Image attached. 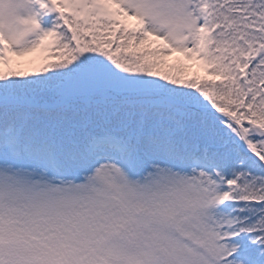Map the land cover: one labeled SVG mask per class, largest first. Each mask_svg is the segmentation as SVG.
<instances>
[{"label":"snow or ice","instance_id":"6c2138e0","mask_svg":"<svg viewBox=\"0 0 264 264\" xmlns=\"http://www.w3.org/2000/svg\"><path fill=\"white\" fill-rule=\"evenodd\" d=\"M0 264H264V0H0Z\"/></svg>","mask_w":264,"mask_h":264},{"label":"trees","instance_id":"16d2710c","mask_svg":"<svg viewBox=\"0 0 264 264\" xmlns=\"http://www.w3.org/2000/svg\"><path fill=\"white\" fill-rule=\"evenodd\" d=\"M174 58H175V55H173V57L170 58V59H174ZM189 63L192 64L191 71H193V72H195V71H200L201 74H203V70H201V69L195 64V62H189Z\"/></svg>","mask_w":264,"mask_h":264},{"label":"rangeland","instance_id":"374dc122","mask_svg":"<svg viewBox=\"0 0 264 264\" xmlns=\"http://www.w3.org/2000/svg\"><path fill=\"white\" fill-rule=\"evenodd\" d=\"M202 70V69H201Z\"/></svg>","mask_w":264,"mask_h":264}]
</instances>
